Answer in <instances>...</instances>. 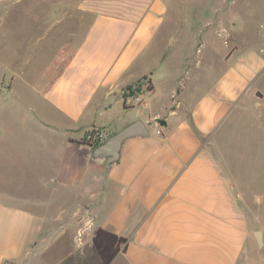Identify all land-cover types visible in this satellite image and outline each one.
I'll return each instance as SVG.
<instances>
[{
    "label": "crops",
    "instance_id": "0c3cea01",
    "mask_svg": "<svg viewBox=\"0 0 264 264\" xmlns=\"http://www.w3.org/2000/svg\"><path fill=\"white\" fill-rule=\"evenodd\" d=\"M167 1L119 0L105 7L89 0L90 7L80 8L95 19L84 42L60 74L37 89L66 119L84 117V123L33 122L41 136L10 139L21 161L38 166L41 189L75 200L53 211L39 199L0 200V264H66L82 234L76 246L84 264L248 263L249 212L241 196L248 174L239 163L250 153L264 159V21L249 26L256 13L264 14L258 12L264 0L210 10L213 16L223 10L232 17L239 7L244 13L230 30L236 34L231 45L211 22L189 26L199 41L189 45L182 37L181 54L174 55L166 51L173 36ZM163 45L158 62L132 73L138 53ZM165 64L153 82L151 71ZM142 77L152 90L138 112L125 90L143 85ZM135 121L150 135L124 143L104 191L105 167L90 159L94 147L86 137L101 131L108 138ZM256 175L257 191L264 192L260 171ZM120 238L126 240L118 246ZM56 244L69 245L68 251Z\"/></svg>",
    "mask_w": 264,
    "mask_h": 264
},
{
    "label": "rangeland",
    "instance_id": "374dc122",
    "mask_svg": "<svg viewBox=\"0 0 264 264\" xmlns=\"http://www.w3.org/2000/svg\"><path fill=\"white\" fill-rule=\"evenodd\" d=\"M98 1L105 7L110 4L113 6L114 1L119 2V0ZM222 1L168 0L170 10L167 16L169 22L167 25L173 30L171 32L173 36L169 42V37H167V47H169L166 51L170 52L171 55H174L177 51L181 54L183 49L182 37L189 45L199 41V35L196 36L197 32H193L189 26L194 27V29H202L203 25L207 27L211 22L217 24V36L224 38L226 35L227 38L226 40L224 38V42L231 45L236 38V34L233 35L231 32L235 31L238 20L244 19V13L239 7V9L236 8V13L238 12V14H234L232 17H227L223 10L218 12L219 15L213 16L212 12H210L212 8H218L221 3V8L219 9H224L228 2L235 0ZM252 2L259 5V1L253 0ZM260 3L264 4V1H260ZM83 4L84 8L90 7L88 5L89 0H22L16 4L9 5L0 2L1 201L11 197L20 198L21 200L39 199L46 203L48 207H52L51 211H53L57 210L58 203L64 204L70 200H75L70 195H54L52 191L41 189L38 186V182L39 177L42 176L37 173H40L38 166L34 161H21L18 158L17 151L13 149L14 145L11 144L10 139L14 136L27 138L40 135L34 128L33 122L62 123L63 125L66 123L68 125L69 122L70 124L84 123V117L75 123L74 120L66 119L50 103L48 98L43 96L37 89L42 85L48 86L66 66L75 50V46L84 42L85 32L95 19L94 15L84 14L82 16L80 8ZM6 8L8 9L7 14L3 13ZM195 11L201 14L194 15ZM263 11L264 7L261 5L258 12L263 13ZM250 21L249 26L253 30L255 24L259 25L264 21V14L256 13L253 20ZM177 24L179 26L175 27ZM54 26L56 27L55 29L52 28ZM224 26L227 31L224 30ZM229 32L230 34L228 35ZM189 45L184 47V54H187V52L190 54ZM163 49L164 45L158 48L149 47L143 49L138 53V62H136L132 73L138 76L145 72L147 68H151L152 64L160 58ZM167 64L172 69L174 64L171 61H168ZM167 64L164 67L156 66V69L151 71L150 77L153 78V82H155V79L157 81V77L163 73V70L165 71ZM141 81L145 82V77H142ZM148 92L149 90H145L142 91V94L146 95ZM129 99H131L133 105L132 109L135 108V111L138 112L143 110V106L135 103L134 96H129ZM88 137L89 135L85 141H87ZM239 164V168H243L244 173L248 174L247 176L245 175L247 188L245 187L246 190L241 191L242 203L249 212L250 256L247 264H257V259L260 264H264V248H258L253 235L255 231L259 230L264 233V216L260 215V221L258 220V211L262 213V210H264V205H260L261 202L259 200V198L261 200L264 198V192H259L262 186L257 187L258 178L256 175L260 171V181L264 183V159L250 153L248 158L240 161ZM102 169L104 170L103 166ZM47 174L48 172L45 171L43 176ZM80 236H83V234L79 235V238ZM69 238L70 235L66 233L62 242L66 241L68 244L71 242V240H68ZM79 238L76 241V245L81 241ZM82 240H84V237ZM67 244H56L54 249L62 248L64 251H68L69 245ZM76 245L72 242L73 254L75 255L69 260L77 261L76 264H84V253ZM57 255L58 257L62 256L60 253ZM68 262L66 264H69Z\"/></svg>",
    "mask_w": 264,
    "mask_h": 264
},
{
    "label": "water",
    "instance_id": "95a60500",
    "mask_svg": "<svg viewBox=\"0 0 264 264\" xmlns=\"http://www.w3.org/2000/svg\"><path fill=\"white\" fill-rule=\"evenodd\" d=\"M150 135L146 125L142 121H135L120 131L109 136L103 143L92 149L90 159L105 167V175L103 179L104 191L107 187V178L109 176L112 165L120 159L122 147L124 143L136 137H148ZM259 249L264 248L263 231H255L253 233Z\"/></svg>",
    "mask_w": 264,
    "mask_h": 264
},
{
    "label": "built area",
    "instance_id": "2783aa9c",
    "mask_svg": "<svg viewBox=\"0 0 264 264\" xmlns=\"http://www.w3.org/2000/svg\"><path fill=\"white\" fill-rule=\"evenodd\" d=\"M149 83L147 81H145L143 83V85L141 86H131L130 88H128L125 91V94L127 96L133 97L134 96V101L137 105H140L143 103L144 99H143V94L142 91L145 90H149ZM157 134L161 135V130H157ZM107 139V135L104 132L101 131H97V132H92L88 139L87 142L90 145H100L101 143H103L105 140Z\"/></svg>",
    "mask_w": 264,
    "mask_h": 264
},
{
    "label": "trees",
    "instance_id": "16d2710c",
    "mask_svg": "<svg viewBox=\"0 0 264 264\" xmlns=\"http://www.w3.org/2000/svg\"><path fill=\"white\" fill-rule=\"evenodd\" d=\"M145 79H146V77H145ZM130 87H131V86L127 87V89L130 88ZM148 88H149V91L152 90V84H151V82L149 83V87H148ZM127 89H126V90H127ZM126 90H125V91H126ZM71 142H76V141H73V140H72ZM78 144L86 145V143H85L84 141H82V140L79 141ZM90 146H92V147H97L98 145H94V146H93V145H90ZM125 240H126V239H124V238H120L119 243H118V246H119L121 243H123Z\"/></svg>",
    "mask_w": 264,
    "mask_h": 264
}]
</instances>
